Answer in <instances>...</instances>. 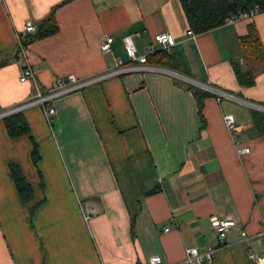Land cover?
Segmentation results:
<instances>
[{"label": "crops", "instance_id": "1", "mask_svg": "<svg viewBox=\"0 0 264 264\" xmlns=\"http://www.w3.org/2000/svg\"><path fill=\"white\" fill-rule=\"evenodd\" d=\"M52 9L59 30L20 47L23 24ZM250 23L264 44V11L191 35L179 0H0L3 106L58 78L126 60V34L143 53L148 45L164 49L152 35L165 31L172 39L165 50L176 59L175 67L156 64L164 70L125 72L62 94L47 103L48 115L38 105L24 109L30 134L11 137L0 120V264H145L151 255L183 264L185 248L217 245L212 215L232 217L235 226L211 264H256L248 252L264 250V238L255 237L264 222V133L249 113L264 105V65L240 55ZM105 35L112 41L103 51ZM232 59L254 73L252 84L237 81ZM27 63L34 76L21 80ZM189 85L252 105L210 91L199 114ZM227 112L249 146L244 154L222 121ZM10 161L31 183L29 202L19 197Z\"/></svg>", "mask_w": 264, "mask_h": 264}, {"label": "built area", "instance_id": "2", "mask_svg": "<svg viewBox=\"0 0 264 264\" xmlns=\"http://www.w3.org/2000/svg\"><path fill=\"white\" fill-rule=\"evenodd\" d=\"M255 11L241 12L236 15H231L229 20H234L238 17L251 15ZM228 20V21H229ZM36 29V24L30 20L26 21L23 24L22 31L18 35V43L20 47H23L22 42V34L33 32ZM188 34L193 35L194 32L188 28L186 30ZM152 39L154 42L159 43L162 48L168 49V47L172 44V39L169 33L165 31H159L152 35ZM122 45L126 55V60L117 59L115 63L98 73L86 76V77H76L74 74H69L66 77H61L56 79L50 86L45 89L36 87L35 91L27 96L22 101L10 105L3 106L0 104V120L4 117L13 114L15 112L23 111L24 109L38 105L43 109L45 115L54 111V107L48 105L47 103L52 99L85 87L86 85L94 82L101 81L107 77L118 75L125 72L135 71V70H164V68L152 64L146 61V55L155 50L153 45H148L146 50L143 53H137L134 42L132 40L131 35L126 34L122 36ZM112 41V37L110 35H105L99 42L100 50L106 51L109 49L110 42ZM34 76V70L32 66L27 63L22 66L20 69V79L27 80L29 77ZM209 91L213 93L216 100H220L221 98H233L237 101L245 104H251V102L234 97L228 91L216 88V87H207ZM257 106L259 110H264V105H254ZM222 121L228 130L233 146L237 155L244 154L249 151V146L242 144V142L237 138V128L233 115L229 112L222 114ZM90 212H93V208H91ZM84 219L86 220L89 217V211H85L83 213ZM209 222L211 228L213 229L217 245L215 247H209L204 251H199L196 247H187L184 250V258L183 264H211L215 252L225 246L226 234L227 232L235 226V220L229 216H216L212 215L209 217ZM255 237L264 238V222L260 224V228L256 233ZM248 258L252 259L256 264H264V255L255 256L253 253L248 252ZM145 264H161V259L158 255H151L147 258Z\"/></svg>", "mask_w": 264, "mask_h": 264}, {"label": "trees", "instance_id": "3", "mask_svg": "<svg viewBox=\"0 0 264 264\" xmlns=\"http://www.w3.org/2000/svg\"><path fill=\"white\" fill-rule=\"evenodd\" d=\"M182 11L185 15L188 28L193 32H202L214 26L228 21L231 15L248 11H264V0H179ZM59 30V25L54 16V9L51 13L41 19L36 24L33 32L22 35L23 39L30 42L40 39ZM240 55L242 58H252L264 65V44L260 41L258 33L253 24H248L247 32L239 37ZM6 59H0V65L6 63ZM146 61L152 64H171L175 67L176 59L168 50H154L146 55ZM231 66L237 81L241 84H252L254 82V73L249 69H242L237 59L231 60ZM195 100L199 114L202 101L205 96L212 95L208 90L189 85ZM250 119L253 127L259 132L264 133V110L251 109ZM201 116V115H200ZM5 123L6 130L11 137L21 134H30V128L23 114V111L15 112L2 119ZM37 144L33 141L31 157L36 164L38 160ZM11 176L15 182L16 189L22 202L26 203L33 199V190L31 183L23 172L20 164L15 161L9 162ZM32 206L33 211L37 206Z\"/></svg>", "mask_w": 264, "mask_h": 264}, {"label": "rangeland", "instance_id": "4", "mask_svg": "<svg viewBox=\"0 0 264 264\" xmlns=\"http://www.w3.org/2000/svg\"><path fill=\"white\" fill-rule=\"evenodd\" d=\"M238 109H241V110H243V108H238ZM262 255H264V250L262 251Z\"/></svg>", "mask_w": 264, "mask_h": 264}, {"label": "water", "instance_id": "5", "mask_svg": "<svg viewBox=\"0 0 264 264\" xmlns=\"http://www.w3.org/2000/svg\"><path fill=\"white\" fill-rule=\"evenodd\" d=\"M24 42H26V40H24Z\"/></svg>", "mask_w": 264, "mask_h": 264}]
</instances>
